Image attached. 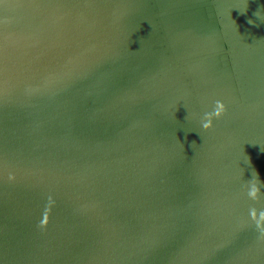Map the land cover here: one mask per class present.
I'll list each match as a JSON object with an SVG mask.
<instances>
[{"label":"water","instance_id":"1","mask_svg":"<svg viewBox=\"0 0 264 264\" xmlns=\"http://www.w3.org/2000/svg\"><path fill=\"white\" fill-rule=\"evenodd\" d=\"M0 264H264V0H0Z\"/></svg>","mask_w":264,"mask_h":264},{"label":"clouds","instance_id":"2","mask_svg":"<svg viewBox=\"0 0 264 264\" xmlns=\"http://www.w3.org/2000/svg\"><path fill=\"white\" fill-rule=\"evenodd\" d=\"M224 106L221 101H216L214 107L210 111H206L201 116V125L204 128H209L212 124V119L214 117H219L220 114L223 112ZM258 176V174H257ZM259 178V177H258ZM252 193L250 192V195Z\"/></svg>","mask_w":264,"mask_h":264}]
</instances>
